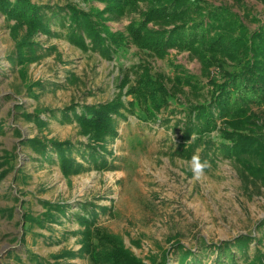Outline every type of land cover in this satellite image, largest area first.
<instances>
[{"label": "rangeland", "instance_id": "1", "mask_svg": "<svg viewBox=\"0 0 264 264\" xmlns=\"http://www.w3.org/2000/svg\"><path fill=\"white\" fill-rule=\"evenodd\" d=\"M205 1L238 10L234 0ZM242 1L255 14L264 11L255 0ZM34 2L65 4V0ZM94 5L104 8L100 3ZM135 16L109 26L114 32L124 31ZM9 25L0 14V125L5 132L0 135V175L14 168L0 184V209L13 210L10 217L0 215V264H18L11 251L25 259L26 250L40 256L46 264H91L82 251L81 235L76 234L80 224L72 217L83 203L93 204L98 214L99 210H106L99 215L97 228L120 240L143 264H178L173 257L176 243L198 252L203 240L212 244L246 234L261 236L257 226L264 220V190L257 194L251 187L250 198L230 159L218 155L212 163L213 151L207 156L203 148H197L187 156L180 147L182 132L178 123L185 119L183 98L163 110L157 123L141 121L129 113L126 118H119L117 136L106 146L107 165L103 169L77 156L85 168L83 173L66 177L57 163H45L37 169L38 164L30 161L32 149L25 141L38 135V129L17 115L21 113L16 107H23L28 113L37 107L58 112L72 105L113 102L121 93L123 72L142 62L150 64L154 72L170 77L180 68L199 77L203 88L207 80L201 77L200 63L189 53L173 50L165 60L151 59L130 47L108 59L99 52L80 49L66 37L48 39L40 35L38 40L47 50L46 55L30 67L29 77L31 82L44 81L49 85L43 92L34 89L40 96L37 99L30 95L18 73L12 72L9 57L14 41ZM123 100L127 106L131 97ZM136 112L143 117L140 111ZM78 133L76 124L55 121L44 131L49 138L86 143L87 139ZM218 137L214 142H221ZM193 154L210 163L199 181L193 179L189 166ZM41 201L68 204L70 219L62 216L59 223H47L44 228L27 223L26 229L24 214L38 217L44 213ZM24 236L26 242L20 244ZM255 248L254 243L251 254ZM261 248L264 252V245ZM214 258L215 255L204 257V264H214Z\"/></svg>", "mask_w": 264, "mask_h": 264}, {"label": "trees", "instance_id": "2", "mask_svg": "<svg viewBox=\"0 0 264 264\" xmlns=\"http://www.w3.org/2000/svg\"><path fill=\"white\" fill-rule=\"evenodd\" d=\"M234 1L238 10L205 0H65L64 5L0 0V14L10 24L14 41V51L9 57L12 72L18 73L34 98L40 97L35 88L43 92L49 85L44 81L31 82L29 77L30 67L46 55L47 50L38 40L40 35L48 39L66 37L80 49L99 52L108 59H114L130 47L151 59L165 60L173 50L189 53L200 63L201 77L207 80L202 88L199 77L186 74L180 68L170 77L154 72L150 64L142 62L123 72L119 83L121 93L113 102L98 106L72 105L58 112L37 107L33 113H28L18 106L16 109L21 114L17 115L34 123L38 129V135L25 141L32 149L30 161L38 164L37 169H42L45 163H57L66 177L83 173L85 168L77 156L103 169L107 165L106 146L117 136L119 118H126L129 113L141 121L157 123L163 110L183 98L185 119L178 126L184 153L190 156L197 148H203L207 156L213 151L212 163L218 155L230 159L245 194L253 197L251 187L262 194L264 11L255 14L242 0ZM255 1L264 7V0ZM95 3L104 8L95 7ZM133 15L135 18L124 31L114 32L109 26L111 22H121ZM123 97H131L127 106ZM136 110L143 117L138 116ZM52 121L76 124L78 136L86 138L87 142L60 141L45 136L44 131L50 128ZM2 134L5 132L0 125ZM216 136L220 143L214 142ZM13 169L0 175V184ZM41 204L45 212L38 217L24 214L26 229L27 223L42 228L47 223H59L70 208L61 202L41 201ZM94 207L83 203L72 215L80 224L76 234L81 235L82 251L91 264H143L120 240L97 228L99 215L106 210L101 209L98 214ZM12 211L0 209V215L10 217ZM257 232L261 233L260 237L246 234L212 244L203 240L198 252L176 243L173 257L178 259V264H204L203 258L211 255H215L214 264H264L261 248L264 220L258 224ZM25 240L24 236L20 244H25ZM254 243L256 248L251 254ZM26 251L25 259L16 251H11L10 255L18 264H46L34 252Z\"/></svg>", "mask_w": 264, "mask_h": 264}, {"label": "clouds", "instance_id": "3", "mask_svg": "<svg viewBox=\"0 0 264 264\" xmlns=\"http://www.w3.org/2000/svg\"><path fill=\"white\" fill-rule=\"evenodd\" d=\"M189 166L193 173V179L199 181L204 177L206 169L210 167V163L207 160H201L199 155L193 154Z\"/></svg>", "mask_w": 264, "mask_h": 264}]
</instances>
